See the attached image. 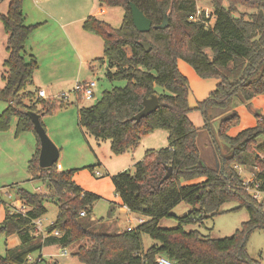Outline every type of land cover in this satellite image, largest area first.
<instances>
[{"label": "trees", "instance_id": "trees-1", "mask_svg": "<svg viewBox=\"0 0 264 264\" xmlns=\"http://www.w3.org/2000/svg\"><path fill=\"white\" fill-rule=\"evenodd\" d=\"M224 1L211 2L215 18L211 28L194 19L196 0H98L102 7L123 10L120 27L114 29L95 17L83 23L84 31L103 41V57L97 62L106 63V80L125 84L103 92L91 106L80 107L78 125L97 143L109 142L114 156L134 149L155 130L168 133V146L148 150L135 164L133 174L125 171L111 177L121 206L149 220L131 231L110 234L95 232L87 222L99 197L73 182L75 170L60 172L55 165L39 166L40 144L26 113L46 116L69 102L41 99L36 91H28L38 64L33 57L27 59L25 45L37 26L25 24L24 0H10L7 14L0 15L8 53L3 63L5 84L0 88V102L7 105L0 114V133L7 132L15 120L14 137L32 133L37 138L28 172L32 179L45 181L49 193L17 188L16 198L27 208L24 215L0 200L5 209L0 235L16 236L20 241L18 247L0 255V264H30L29 257L40 254L45 246L65 249L75 244L79 245L75 257L82 264H157L159 256L174 264H260L248 256L247 244L254 230L264 231V203L248 194L236 168L251 169L264 194V118L255 114V126L235 136L229 131L240 123L231 109L233 98L247 103L264 96V0H226L227 6ZM131 4L151 21L149 32L135 29ZM239 6L253 11L248 19L235 16ZM165 19L167 27L159 29ZM178 61L188 64L201 79L217 81L215 89L195 108L204 128L220 117L214 132L216 166H208L201 157L197 143L200 128L188 117L189 84L178 70ZM152 96L158 98L159 107L139 122L132 120L143 109V99ZM168 168L171 175L163 180ZM46 200L57 206L58 214L42 239L35 234L33 222L47 213ZM232 202L237 209L246 210L248 220L231 237L210 239L198 231L184 230L220 214L222 205ZM180 203L192 210L176 218L177 228H160L159 221L172 217L170 211ZM143 235L155 242L145 251ZM40 260L39 255L31 264Z\"/></svg>", "mask_w": 264, "mask_h": 264}, {"label": "rangeland", "instance_id": "rangeland-1", "mask_svg": "<svg viewBox=\"0 0 264 264\" xmlns=\"http://www.w3.org/2000/svg\"><path fill=\"white\" fill-rule=\"evenodd\" d=\"M211 2L212 0H198L196 7H199L206 13L213 12ZM224 5L227 6L226 0L224 1ZM113 10L115 11L113 15L117 14L112 21L113 26H115V29H118L121 24L122 10L119 7H115ZM250 13H253L251 9L239 6L238 13H236L235 16H242L248 19ZM188 67L190 66L188 65ZM88 71L92 79L96 82L94 99L90 101L83 98L76 100V95L72 90L73 86L68 87V89H60V92L64 91V93L67 94L69 105L62 109H56L51 114L44 116L41 123L50 141L58 150L61 148V155L59 152L60 157L55 164V169L60 172L75 170L73 182L81 189L83 188L84 192H89L99 197V200L92 206V211L87 217V222L94 227L95 232L101 233L102 231H106L109 233L112 230L110 228L113 224H117L118 228L125 230L129 225L127 222L129 218L134 219V221L130 223L131 226L137 225L136 221L140 218L138 215H128L120 212L119 207L121 205L115 194L111 177L125 171L133 174L135 164L143 160L148 150L158 151L168 146V133L163 129H158L144 136L129 154V163L126 169L122 170L121 168L126 164L124 165L115 161V157L118 156H114L111 151L106 148L107 146L104 144L106 142H100V148L94 146L96 144L95 140L88 136L84 129L78 125L76 113L77 108L88 107L94 104L101 98L103 92L110 91L114 87H123L125 83L108 82L104 76L106 71L104 66H97L93 73H91L90 70ZM2 82L3 81L0 79V87L3 86ZM188 84L190 92L189 104L191 109L188 117L195 127L200 128L201 136L198 138V146L200 148L201 157L208 166L213 167L217 165L215 161H213V157H210L212 154L211 149L212 147L214 149V146L210 143L208 145L207 142H205L207 147L201 144L200 141L203 135L206 134L207 129L202 127V117L198 114L199 112L197 110L193 109L191 103L192 100L194 102L196 100L198 103L205 100L208 94L215 89L217 81L214 79H201L198 76V79L193 78V80H188ZM35 88V85L30 86L28 91L33 92L36 90ZM46 90L48 92V89ZM49 98L52 99V97ZM239 103L240 98H233L231 109L235 110V107H237ZM2 107L3 104L0 102V110ZM196 112L198 114V120L195 119V116H197L195 115ZM212 122L210 128L214 130L216 129L217 122L214 119ZM14 125L15 120L12 121L11 128H13ZM28 137L32 139V136L28 134L25 138H21L22 140L17 144L16 150L20 152V156H18L16 160L15 154L8 151L0 155V200L7 204L10 203L17 208L18 206L16 203L19 201L15 195L17 188H23L33 194L49 193L45 181L32 179L28 172L29 161L35 153V147L27 142ZM124 157L127 156L122 155L120 158L122 159ZM61 168L63 169L61 170ZM253 173L251 169H244V172H242L241 177L246 186L250 184L248 183L249 181H252L251 174ZM260 203H264V194L261 195ZM44 205L47 209V213L41 217L43 227L46 225L49 226L56 219L58 214L57 206L50 200H46ZM237 207L238 205L235 202L226 203L222 205L220 214L205 219L201 225L186 226L184 230L186 232L198 231L203 237H208L210 239L231 237L235 231L240 228L241 224L248 220V213L246 210L237 209ZM191 210V206L180 203L170 211L172 217L161 219L158 226L163 229L177 228L178 222L176 218L187 215ZM112 217L114 219H112ZM105 228H107V230ZM154 244L155 242L149 236H142L144 251ZM78 246V244H75L65 249L57 246H46L42 251L43 259L37 264H82L75 257ZM5 251L6 238L0 235V255L4 256ZM64 251L66 252L65 255H63ZM247 253L251 259L258 261L260 264H264L263 230H254L251 233L247 244ZM39 255L38 252L34 253L29 257V260L34 259L33 261H37Z\"/></svg>", "mask_w": 264, "mask_h": 264}, {"label": "crops", "instance_id": "crops-1", "mask_svg": "<svg viewBox=\"0 0 264 264\" xmlns=\"http://www.w3.org/2000/svg\"><path fill=\"white\" fill-rule=\"evenodd\" d=\"M9 2L10 0H0V15L7 14ZM22 12L24 16V22L27 26H37V28L30 35L25 45V55L27 59L33 57L38 64V69L35 71L32 78V86L35 85L36 92H38L39 90H43L48 98L54 97L58 94L64 93V91L60 92V89H68V87L70 86H73L74 88L76 82L84 83L87 81H94L88 70L93 73L97 66H104L106 70L107 65L105 62H97L98 59H101L103 57L102 39L93 33L84 31L82 26L87 18L95 17L114 28L115 26H113L112 21L117 14L113 15L115 14L113 8H105L100 6L98 0H24ZM123 14L124 13L122 10L121 22L123 19ZM6 41L7 35L4 32V28L0 22V79L2 81L3 77L5 76L3 63L8 58V53L6 51ZM178 70L189 81L193 80V78L198 79V76L194 73L192 68L188 67V64L183 61H178ZM2 83L3 86H1L0 88L4 87V81ZM46 89H48V92ZM78 98L81 99L80 97H76V100H78ZM197 103L198 101L195 100L194 102L192 100L191 105H193V109L196 108ZM2 104L3 107L0 110V114L7 107L6 104ZM38 109L40 108L38 107ZM78 109L79 108H77L76 113L77 122ZM234 111L238 114L240 123L237 127L232 128L229 131L230 136H235L240 131L255 126V114H259L264 118V96H256L247 103L240 102L238 106L235 107ZM198 114L201 116L200 113ZM198 114L197 112L195 113V115H197L195 116L196 120H198ZM43 117L44 116L40 117L41 121ZM219 118H214V120L217 122V125L219 123ZM210 127L206 128V134L203 135L200 142L202 145L204 144L205 147H207L205 142H207L208 145L209 143L213 144L214 149L212 147V154L210 157H213V161H215L216 163L218 161L216 155V147L214 144L215 129L213 130V128ZM14 130L15 125L7 132L0 133V155L5 151H8L12 154H15L16 160V158L20 156V152L16 150V146L22 140L21 138H25V136H27L28 134L32 136V139L31 137L30 139L28 137L27 142H29V144H32V146L35 147L36 151L38 141L32 133H25L16 138L14 137ZM200 136L201 135L199 133V137ZM95 143L96 144L94 146H96V148H100L99 143H97L96 141ZM104 144L105 146H107L106 148L109 149V142H106ZM133 150L134 149L122 154L123 156H127L122 159L120 158L122 157V155L115 157L116 162H120L124 165L126 164L121 168L122 170L126 169L129 163L128 156ZM59 152L61 155V148H59ZM62 169L63 168H61V170ZM7 205L10 208L13 207L11 209H14L16 211L17 207H14L10 203H8ZM16 205L19 206V202H17ZM119 210L123 214H133L122 206L119 207ZM4 217L5 209L3 204H0V224L3 222ZM139 217L140 218H138L137 220H149L148 218H144L141 216ZM112 219L114 218L112 217ZM133 221V218H129L127 220V222L129 223L128 226H131L130 223H132ZM137 225L131 227L135 228ZM47 227L48 226L46 225L43 228L46 229ZM105 229L107 230V228ZM110 229H112L111 232H109L110 234H120L126 231V229L124 230L118 228L117 224H113ZM5 238L6 250L14 249L20 245V241L16 236ZM45 247L42 248L40 255H42V251L45 249ZM33 260H29V263L31 264V262H35Z\"/></svg>", "mask_w": 264, "mask_h": 264}, {"label": "water", "instance_id": "water-1", "mask_svg": "<svg viewBox=\"0 0 264 264\" xmlns=\"http://www.w3.org/2000/svg\"><path fill=\"white\" fill-rule=\"evenodd\" d=\"M130 9H131L132 23L135 29L139 33L149 32L151 28V21L147 19L135 5L131 4ZM167 25H168V20L165 19L158 28L164 29L167 27ZM141 46L146 51L150 50L148 45H146L145 43H141ZM158 107H159V102L156 96H152L148 99L144 98L143 99V109L138 114H136L132 118V120L139 122L141 119L153 113ZM26 115L30 118L33 124L34 131L39 140V144H40V151H39V157H38L39 166L42 169L50 168L57 163L59 159V150L50 141V139L46 135L45 130L40 120V115L33 113V112H27ZM216 164H218V162H216ZM170 175H171V169L168 168L167 173L164 176L163 180L168 179Z\"/></svg>", "mask_w": 264, "mask_h": 264}, {"label": "built area", "instance_id": "built-area-1", "mask_svg": "<svg viewBox=\"0 0 264 264\" xmlns=\"http://www.w3.org/2000/svg\"><path fill=\"white\" fill-rule=\"evenodd\" d=\"M197 1L198 0H196V3H197ZM194 19L200 20L206 28H211L214 24V21H215V18H214V15L212 14V12L206 13V12L202 11L199 7H196ZM95 87H96L95 81H87L84 83L76 82V84L73 88V93L76 95V97H80V98H83L87 101H90V100L94 99V88ZM37 96L41 99H47L48 98L46 93L43 90H39L37 92ZM52 98L64 99L65 101H68V96L65 93L58 94ZM236 169L240 175L242 174V172H244V169H242V168L237 167ZM251 175H252V181L251 182L249 181L248 183H250L249 185L253 184L254 186L251 187V186L247 185L246 191L248 192L249 195H251V197L253 199L260 201L261 195H263V193L260 190H258L259 183L255 181L254 173ZM18 202H19V206L16 209V212L24 215L27 208L25 206H23L20 201H18ZM79 215H80V217H84L85 212H81ZM136 222H137V224H141L144 221L139 219ZM33 223H34L35 234L41 235L42 239H45L47 237L46 232H45L46 229L43 228L41 218L35 220ZM133 229H134V227H128L126 229V231H131ZM53 235L58 236L59 234H58V232H54ZM65 254H66V252L64 251L63 255H65ZM40 256L42 257V255H40ZM156 263L157 264H174L172 261H170L167 258L162 257V256H159L156 258Z\"/></svg>", "mask_w": 264, "mask_h": 264}]
</instances>
